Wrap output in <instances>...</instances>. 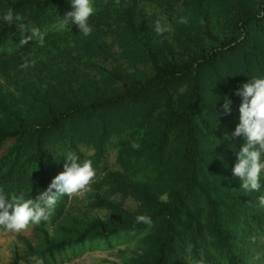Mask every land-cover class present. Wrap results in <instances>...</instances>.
<instances>
[{"label":"trees","instance_id":"trees-1","mask_svg":"<svg viewBox=\"0 0 264 264\" xmlns=\"http://www.w3.org/2000/svg\"><path fill=\"white\" fill-rule=\"evenodd\" d=\"M99 1L91 0V3L97 5ZM207 1L187 0L184 4L195 9L188 20L187 28L193 29L194 23L198 29L197 35L212 42L213 37L208 32L207 25L197 23L198 12L205 3L207 5ZM214 1L217 5L210 10V14L219 16L223 13L226 28L234 35L219 45L220 48L205 52L197 46L195 58L176 61L165 57L160 62L146 50L143 52V62L150 68V74L141 81L127 84L121 82L119 74L114 72L108 76L112 81L121 82L120 90H112L107 96L97 95L96 100L87 106L77 104L73 96L72 99L76 102L72 100L64 109L50 111L42 119L29 116V111L25 118L20 117L15 108H7L0 100V112L9 123L8 127L0 123V142L14 139L6 155L0 158V190L4 192L14 188L15 194L24 189L27 191L30 183L21 182L26 181V172L32 166L35 180L29 190L37 196L47 189L55 176L64 171L59 167L56 158H52L47 152V147H52L48 143L51 142L53 134L63 133L70 152L75 153L82 164L83 157L75 145L91 138L97 146V157L103 138L108 133L107 127L115 126L110 117L112 113L130 110L149 122L148 138L138 148L132 149L137 154H147L145 164L164 165V170L170 171L174 180L179 183V188L171 191L172 202L163 204L147 195L142 185L124 183L117 179L107 182L111 193H119L122 197L130 194L135 196L138 203L137 217L145 215L151 221L157 220L159 223L156 233L148 236L147 240L145 238L142 247L135 250L130 264H173L175 248H187L198 264H209L197 244L201 230L204 229L212 238L215 249L221 252L224 264H243L241 257L234 253V230L223 229V225L226 220L235 224L237 216L240 220H245L242 233L246 232L248 225L261 220L260 216L252 213L258 202L254 205L249 194H219L205 182L207 172L200 169L197 171L195 167L205 161L203 158L207 160L210 154L216 157L215 152H202V138L226 149H236L222 131L225 125L224 116L237 118V106H240L242 98L236 95V91L253 78H264V0ZM9 10L21 17L12 25L2 19ZM73 10L71 0H16L0 3V77H6L9 72L16 70L17 55L11 50L23 51L29 45L30 40L27 44H21L20 41L31 35L32 28L41 31V27L49 20L64 18L66 13ZM131 11L122 8V15L120 14L130 27L133 8ZM202 11V18L199 16V19L206 21L209 13L203 9ZM20 24L26 26L25 33H21ZM253 35L258 37V44L250 41ZM225 97L232 101L230 115H223ZM38 120L41 121L39 124ZM32 124H36V128L31 129ZM166 147L170 148L168 159L162 161V153ZM23 153L27 155L17 164ZM7 156H11V159ZM200 172L205 180L200 178ZM174 184L177 186V183ZM218 198L227 202L218 201ZM89 207L113 211L117 216L120 215V221L104 224L96 219L73 241L60 239L55 242L49 239L44 229L45 221H42L31 231L35 246L27 238L16 236L17 244L24 249L22 259L28 263L36 259H51L69 246L81 243L87 235H91L89 239L105 240L109 236L128 231L140 232L146 227L144 223H137L136 217H130L131 215L120 209L117 211L116 206L103 197H97ZM219 207H222V213L218 211ZM199 208H205V224L199 223L195 215ZM178 214L181 216L178 217ZM51 215V222L61 218L62 207L58 203ZM177 223L180 226L178 230ZM11 264H17L16 258L12 259Z\"/></svg>","mask_w":264,"mask_h":264},{"label":"rangeland","instance_id":"rangeland-1","mask_svg":"<svg viewBox=\"0 0 264 264\" xmlns=\"http://www.w3.org/2000/svg\"><path fill=\"white\" fill-rule=\"evenodd\" d=\"M13 1L16 0H0V3ZM186 1L100 0L97 5L91 3L94 11L88 19L92 28L88 36L79 31L71 18L66 24L63 21L65 17L49 20L40 31L44 37L43 46L38 43V38L33 37L23 51L11 50L17 55L16 70L9 72L6 77H0V100L7 108H15L20 117L25 118L26 112L29 111L31 112L29 116L34 115L42 119L50 111L64 109L72 100L76 99L77 104L87 106L96 100L97 95L107 96L112 90H120V81H112L108 76L114 72L119 74L121 82L127 84L141 81L150 74V68L143 62V52L146 50H149L148 53L153 55L157 62L165 57L185 61L188 58H195L197 46L206 52L209 49L220 48L219 45L234 37L226 28L223 13L219 16L210 14V10L217 5L214 0H208L207 5L205 3L202 7L209 13L206 21L199 19L203 14L202 9L199 10L197 18L198 24L207 25L213 41L209 42L203 35L202 38L198 36V29L192 20L193 29L187 28L188 20L195 9L185 5ZM122 8L130 11L133 8L132 27L122 20ZM182 18L186 19V23L181 22ZM157 22L166 29L162 34H157L155 30ZM257 40L256 35L250 38L254 44H258ZM25 57L29 61L34 60V66L22 68ZM73 96L75 99H72ZM237 109L238 117L224 116L225 125L222 127L223 133L234 143L236 149H226L207 138H202L200 142L202 152H215L216 157L210 154L208 159L203 158L205 161L198 163L195 169L207 172L205 182L219 194L229 196L249 194L254 205L258 202L252 210L253 214L260 216L261 220L258 223L248 225L246 232L242 233L246 225L245 220H240V217L236 216L235 224L226 220L223 229L234 230V253L241 257L243 264H264V206L259 202V197L264 195V173L261 174L260 191L251 193L241 188L242 181L233 174L238 148L245 142L243 137L232 136L239 123V105ZM110 117L115 126L107 127L108 133L103 138L97 157V146L91 138L75 145L83 157V162L85 160L92 162L96 176L90 186L91 190L83 198L64 195L58 200V205L62 207L61 218L51 222L50 215L44 225L49 239L53 242L60 239L73 241L96 219L104 224L120 221V215L117 216L113 211L89 207L97 197L105 198L107 202L116 206L117 211L123 210L131 215L130 217L137 218L138 203L135 196L130 194L122 197L119 193H111L107 186L111 179L142 185L147 195L163 204L171 203V191L179 188V183L174 180L170 171L164 170V165H147L144 163L147 154H142L143 152L137 154L132 149L133 145L140 146L148 138L149 122L130 110L112 113ZM40 122L38 120L37 124ZM0 123L7 127L9 125L1 112ZM34 128L36 124H32L31 129ZM91 128L92 126L89 131ZM51 138L48 146L52 147H47V152L52 158H56L59 167L64 169L67 162L65 156L70 152L68 144L64 141L63 133L53 134ZM13 143L14 139L0 142V158L6 155ZM169 151V147L164 149L162 161L168 159ZM26 155L27 153L21 154L17 164ZM7 158L11 159V156ZM33 172L34 168L30 166L26 172L29 181L26 179L21 184L30 183L31 186L35 180ZM200 174V178L204 179L203 174L201 172ZM174 183H177V186ZM29 188L27 191L21 190L19 194H15L14 188L5 190L4 193L9 197L23 195L24 199H35L36 196ZM219 200L227 202L222 198H218ZM222 210V207L218 208L220 213ZM195 215L199 223L205 224V208H199ZM180 216L178 214V217ZM158 224L157 220H153L151 225H146L140 232L128 231L109 236L105 240L89 239L91 235H87L88 237L81 243L69 246L51 259H36L31 263L22 259L24 249L17 244L16 236L27 238L35 246L31 231L37 225L30 226L21 233L0 227V264H11L13 258H16L17 264H130L135 250L142 247L145 238L147 240L148 236L156 233ZM178 229L180 226L177 223L176 230ZM212 241L206 230H201V236L197 239L200 252L209 264H224L221 252L215 249ZM174 254L173 264H198L187 248L184 250L175 248Z\"/></svg>","mask_w":264,"mask_h":264},{"label":"clouds","instance_id":"clouds-1","mask_svg":"<svg viewBox=\"0 0 264 264\" xmlns=\"http://www.w3.org/2000/svg\"><path fill=\"white\" fill-rule=\"evenodd\" d=\"M71 5L74 10L66 14L64 23L71 18L80 32L85 36L90 35L92 28L88 19L94 11L91 0H71ZM2 19L12 25L21 17L9 10ZM181 22L186 23V19L182 18ZM19 29L21 33L26 32V26L23 24L19 25ZM155 30L157 34L166 31L159 22ZM33 37L38 38V43L43 46L44 37L38 28H32L31 35L22 38L20 43L27 44ZM24 61L22 68L35 64L34 60L29 61L27 57ZM236 95L240 96L242 101L239 106V123L232 136L243 137L245 142L237 153L233 174L242 181L241 188L245 192H259L261 174L264 173V78L251 79L236 91ZM231 105L232 101L225 97L222 105L223 115L231 114ZM133 147L138 148L139 145ZM65 158L67 162L64 164V171L55 176L47 189L41 191L35 199H24L23 195L9 197L0 190V227L15 233L24 232L30 226L48 221L60 197L67 195L83 198L91 190L90 186L96 176L92 162L85 160L81 164L79 157L72 152L67 153ZM259 202L264 206V195L259 197ZM137 223L151 225L152 221L150 217L140 215L137 217Z\"/></svg>","mask_w":264,"mask_h":264}]
</instances>
